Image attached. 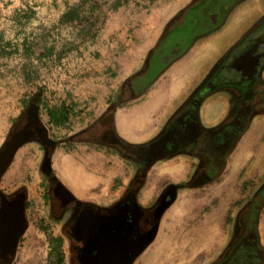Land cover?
Listing matches in <instances>:
<instances>
[{"label": "rangeland", "instance_id": "obj_1", "mask_svg": "<svg viewBox=\"0 0 264 264\" xmlns=\"http://www.w3.org/2000/svg\"><path fill=\"white\" fill-rule=\"evenodd\" d=\"M77 1L0 0V148L34 98L49 106L66 102L72 110L69 125L54 131L52 127L48 130L44 115L40 116L49 139L60 146L54 149L50 169L46 145L32 141L18 150L2 179L5 195L27 192L24 211L28 226L10 264L70 262L71 242L64 233L67 221L57 219L51 198L55 182L64 184L75 197L99 206L109 205L123 194L135 175L132 162L123 153L88 143L92 139L89 128L109 111L131 106L132 101L120 94L122 86L141 71L158 38L193 2L124 0L112 9L109 0L102 8L104 23L93 44L81 41L77 29L60 22L66 6ZM263 19L264 0H246L229 17L226 28L213 35L214 43L236 39ZM215 60V55L193 59L197 77L192 81L190 69V77L183 73L173 114L197 91L188 90L192 83L210 78ZM210 97L206 92L202 96L206 107H201V119L212 126L225 119L226 113L210 104ZM79 134H84L82 142ZM52 137L64 140L61 144ZM240 215L256 220L259 264H264V123L252 126L218 182L180 192L138 264H209L228 252L237 239ZM7 232L0 227V255L10 239Z\"/></svg>", "mask_w": 264, "mask_h": 264}, {"label": "flooded vegetation", "instance_id": "obj_2", "mask_svg": "<svg viewBox=\"0 0 264 264\" xmlns=\"http://www.w3.org/2000/svg\"><path fill=\"white\" fill-rule=\"evenodd\" d=\"M244 3L246 0H193L158 38L141 71L122 86V98L137 99L150 90L163 71L185 65L186 57L203 41L222 32L229 17ZM221 44L215 43L210 54L216 56L210 78L195 85L192 98L169 118L153 141L133 144L124 140L115 122H108L113 111L87 130L92 139L84 140L123 153L132 162L135 175L123 194L104 206L81 200L64 184L55 182L51 198L57 219L67 221L64 233L71 242L68 264H138L180 192L218 182L252 126L264 123V19L247 33ZM205 92L210 93L211 100L222 98L226 105L225 119L212 126L201 119ZM111 127L119 141L111 136ZM83 135H77L80 142ZM169 163L174 164L175 171L159 173L153 194L146 195L151 168L163 171ZM16 194L13 199L7 194L5 202L0 199V227L10 238L1 252L0 264L13 262L28 226L26 209L21 211L27 192ZM244 218L247 216L238 218L240 234L230 250L210 264H259L256 220Z\"/></svg>", "mask_w": 264, "mask_h": 264}, {"label": "crops", "instance_id": "obj_3", "mask_svg": "<svg viewBox=\"0 0 264 264\" xmlns=\"http://www.w3.org/2000/svg\"><path fill=\"white\" fill-rule=\"evenodd\" d=\"M214 40L215 38H210L208 40L203 41L200 47L196 48L194 51H192V53L188 55V57L185 59V65L182 66L176 65V66H172L169 69H166L165 71L162 72V74L156 80V82L150 88V90L146 91L137 99L131 100L132 101L130 102L132 103L131 106L120 109L121 112L120 110L114 112V122H115L116 131L124 140L131 142L133 144H147L153 141L156 136H158V134L167 124L169 118L173 115L172 108H174V99L177 97L176 95L180 93V91L178 90L179 88L178 83L180 79L186 73H187L186 75L190 77V73L193 70L192 69L193 59L195 57L197 58L199 56H202L203 58L204 57L210 58L213 45L215 44ZM187 69H190L191 71H187ZM194 70L196 71V69ZM194 70L192 71V78H191L192 81H194L195 77H197L196 75L198 74V72L194 73ZM184 72L185 74L183 75ZM195 84L197 85L199 83H197V81L195 83H192L189 86L190 88H188V90L189 89L193 90ZM223 101H224L223 99L216 97L212 99V102H210V104L214 103L213 105H218L221 111L225 109L224 107H226ZM39 108L41 112L40 116L44 115V118L42 117L43 118L42 120L44 124L47 126L49 131L51 127L52 130L54 131V129L59 130L61 128H64L68 124L66 122L67 118L62 117L63 112H68V116L70 117V121H71V114H72L71 106H69V104L66 102H62L61 104H58L56 106H49L44 104V100H41V103L39 104ZM53 114H55V116H53ZM149 134L152 135L148 136ZM135 137L136 138L141 137V139L144 140L140 142H134ZM52 138L54 140H58L60 143L62 142V140H64L62 138L59 139H56L55 137ZM59 148L60 146H57L56 150H58ZM104 149L108 150L105 147ZM55 153L56 151L54 152V154ZM54 156L55 155H53V157ZM66 161L71 162L67 158ZM162 168H164L163 171L160 170L157 171V168L153 166L149 171V176L146 185V193L148 196H151L154 192L156 186V178L160 177V175H158L159 173H163V172L171 173L175 171L173 163L165 164ZM2 183H1V188H2ZM102 193L105 192H101V194ZM82 197L84 198L85 196L83 195ZM101 197L104 198L103 196Z\"/></svg>", "mask_w": 264, "mask_h": 264}, {"label": "water", "instance_id": "obj_4", "mask_svg": "<svg viewBox=\"0 0 264 264\" xmlns=\"http://www.w3.org/2000/svg\"><path fill=\"white\" fill-rule=\"evenodd\" d=\"M38 98H34L33 102L30 104L28 109L26 110L25 114L22 118L18 121L15 127L12 129L11 133L9 134L7 140L0 148V199L2 201H6L8 196H6L1 188V183L4 175L8 171L9 167L13 163V160L18 152V150L25 144L32 142V141H39L42 142L47 146V160L46 166L50 169L51 166V158L56 148L54 143L48 137V131L44 126L41 117H40V108L38 104ZM108 122H114V112L110 113L108 117ZM111 121V122H110ZM111 136L116 141H119L117 138L114 127H111ZM65 192H69L67 189H64ZM16 194L14 197H16ZM25 195V193H24ZM12 197V199L14 198ZM25 210L24 203L22 205L21 211ZM23 229L20 231L17 237L21 235ZM18 239V238H17ZM16 239V240H17ZM137 255V254H135Z\"/></svg>", "mask_w": 264, "mask_h": 264}, {"label": "trees", "instance_id": "obj_5", "mask_svg": "<svg viewBox=\"0 0 264 264\" xmlns=\"http://www.w3.org/2000/svg\"><path fill=\"white\" fill-rule=\"evenodd\" d=\"M108 3L109 0H80L68 4L67 10L60 18V22L64 26L77 29L81 41L94 44L104 23L103 15L105 12L102 11V8H105ZM123 3L124 0H111L109 8L117 9ZM62 117L67 118L66 122L68 124L65 126L67 127L70 121L68 112H63Z\"/></svg>", "mask_w": 264, "mask_h": 264}, {"label": "bare ground", "instance_id": "obj_6", "mask_svg": "<svg viewBox=\"0 0 264 264\" xmlns=\"http://www.w3.org/2000/svg\"><path fill=\"white\" fill-rule=\"evenodd\" d=\"M109 119V118H108ZM111 122V121H110Z\"/></svg>", "mask_w": 264, "mask_h": 264}]
</instances>
